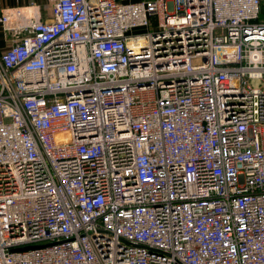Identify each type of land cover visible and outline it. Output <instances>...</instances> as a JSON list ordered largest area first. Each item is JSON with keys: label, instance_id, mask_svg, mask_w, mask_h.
<instances>
[{"label": "built area", "instance_id": "2783aa9c", "mask_svg": "<svg viewBox=\"0 0 264 264\" xmlns=\"http://www.w3.org/2000/svg\"><path fill=\"white\" fill-rule=\"evenodd\" d=\"M39 8L0 11V264H264V0Z\"/></svg>", "mask_w": 264, "mask_h": 264}, {"label": "crops", "instance_id": "0c3cea01", "mask_svg": "<svg viewBox=\"0 0 264 264\" xmlns=\"http://www.w3.org/2000/svg\"><path fill=\"white\" fill-rule=\"evenodd\" d=\"M54 1L55 0H0V11L15 6H26L30 3H35L40 7L39 12H41L42 15H46Z\"/></svg>", "mask_w": 264, "mask_h": 264}, {"label": "rangeland", "instance_id": "374dc122", "mask_svg": "<svg viewBox=\"0 0 264 264\" xmlns=\"http://www.w3.org/2000/svg\"><path fill=\"white\" fill-rule=\"evenodd\" d=\"M261 19H264V13H262ZM250 84L253 85V86H257L259 84V81L253 79V80L250 81Z\"/></svg>", "mask_w": 264, "mask_h": 264}, {"label": "water", "instance_id": "95a60500", "mask_svg": "<svg viewBox=\"0 0 264 264\" xmlns=\"http://www.w3.org/2000/svg\"><path fill=\"white\" fill-rule=\"evenodd\" d=\"M116 87H118V86H116ZM26 248H28V247H24V248H21V249H26Z\"/></svg>", "mask_w": 264, "mask_h": 264}]
</instances>
